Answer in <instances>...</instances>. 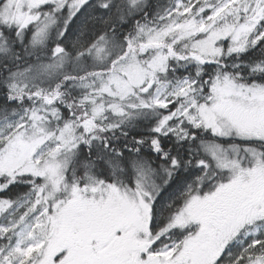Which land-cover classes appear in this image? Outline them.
I'll return each instance as SVG.
<instances>
[{"label": "snow or ice", "instance_id": "obj_1", "mask_svg": "<svg viewBox=\"0 0 264 264\" xmlns=\"http://www.w3.org/2000/svg\"><path fill=\"white\" fill-rule=\"evenodd\" d=\"M0 264H264V0H0Z\"/></svg>", "mask_w": 264, "mask_h": 264}]
</instances>
